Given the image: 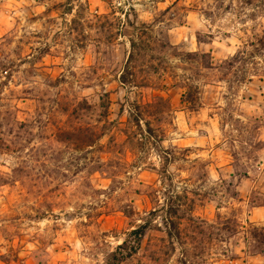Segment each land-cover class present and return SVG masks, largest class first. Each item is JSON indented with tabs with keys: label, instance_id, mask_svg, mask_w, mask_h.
I'll list each match as a JSON object with an SVG mask.
<instances>
[{
	"label": "rangeland",
	"instance_id": "374dc122",
	"mask_svg": "<svg viewBox=\"0 0 264 264\" xmlns=\"http://www.w3.org/2000/svg\"><path fill=\"white\" fill-rule=\"evenodd\" d=\"M0 264H264V0H0Z\"/></svg>",
	"mask_w": 264,
	"mask_h": 264
},
{
	"label": "trees",
	"instance_id": "16d2710c",
	"mask_svg": "<svg viewBox=\"0 0 264 264\" xmlns=\"http://www.w3.org/2000/svg\"><path fill=\"white\" fill-rule=\"evenodd\" d=\"M142 235H143V227H141L140 229L132 230L129 233V238H128L132 240H125L120 245L117 246V250L122 251L120 254L121 255L120 259L126 258L135 252ZM112 260L113 263H116L119 261V258H116L114 254L112 255Z\"/></svg>",
	"mask_w": 264,
	"mask_h": 264
}]
</instances>
